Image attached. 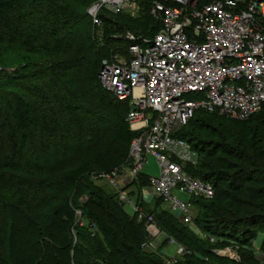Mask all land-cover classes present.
<instances>
[{
	"label": "trees",
	"instance_id": "trees-1",
	"mask_svg": "<svg viewBox=\"0 0 264 264\" xmlns=\"http://www.w3.org/2000/svg\"><path fill=\"white\" fill-rule=\"evenodd\" d=\"M94 1L0 0V67L12 53L17 61L21 54L43 57L20 61L12 72L0 70V264H168L160 249L142 247L153 239L144 219L128 215L117 193L93 178L130 168L134 136L126 120L128 100L113 96L98 80L101 61L127 57L129 45L140 42L128 34L151 37L160 23L149 13L152 0H143L135 16L101 11L97 27L87 12ZM81 11L86 29L75 43ZM79 70L96 89V109L77 83ZM107 117L110 135L104 130ZM109 136L122 150L112 153ZM174 136L198 154L186 170L214 188L211 198L190 197L192 223L174 217L158 197L152 206L143 204L135 193L149 186L143 172L128 187L167 240L185 247L175 264H264L255 256L264 255V103L242 120L197 110ZM72 151L73 167L42 174L44 158ZM55 193L59 203L43 224L37 212ZM53 226L63 235L61 244L50 240ZM258 233L263 240L256 249ZM26 244L37 252L21 263L17 255ZM226 246L234 247L238 260L216 252Z\"/></svg>",
	"mask_w": 264,
	"mask_h": 264
},
{
	"label": "built area",
	"instance_id": "built-area-1",
	"mask_svg": "<svg viewBox=\"0 0 264 264\" xmlns=\"http://www.w3.org/2000/svg\"><path fill=\"white\" fill-rule=\"evenodd\" d=\"M143 0H96L87 9L93 24L101 26V11L135 16ZM149 13L160 23L151 37L129 39L128 56L101 61L97 74L102 87L120 100H128L126 120L134 133L129 156L132 165L120 171L93 174L144 219L151 236L159 230L150 215L129 195L128 183L144 169L149 155L158 164L149 188L163 207L191 224L194 210L173 191L190 197L211 198L213 185L193 176L197 152L174 136L197 110L234 119H247L264 103V0H152ZM174 242V239H170ZM167 259L175 264L185 253ZM143 248L156 249L153 241ZM221 250H216L218 254ZM234 253V252H233ZM234 259L238 258L236 252Z\"/></svg>",
	"mask_w": 264,
	"mask_h": 264
},
{
	"label": "rangeland",
	"instance_id": "rangeland-1",
	"mask_svg": "<svg viewBox=\"0 0 264 264\" xmlns=\"http://www.w3.org/2000/svg\"><path fill=\"white\" fill-rule=\"evenodd\" d=\"M83 15H84V11H81V13L79 15V23L75 29L76 30V32H75V34H76L75 35V43H77V41L81 42V40H83L82 33L84 31L85 26H83L82 24L85 23V19H86V15L85 16H83ZM21 57L22 58L19 61H17L16 56L14 55V53H12L11 55H9V60H7L3 65H1L2 68L0 67V70L5 68L6 71L12 72L13 68L16 67L17 64H20V61L28 62V61H36V60L39 61V60L43 59V57L40 55L31 56V55L21 54ZM80 73H81L80 70L78 72H75V77H77L76 78L77 83L79 84V86L82 89H85V91L87 92V93L85 92V95H86V99H87L88 103L90 105H92L93 107H95V109H96V107L100 106V104L96 102V98H95V94H96L95 90L96 89L93 88V86H91L86 79L82 78V75L80 76ZM107 120L108 121L104 124L105 125L104 130H105L106 135H108V134L110 135L111 126H112V123H111L112 118L107 117ZM203 132L204 131H202V133ZM107 139H108L107 146L110 147L113 154H115L116 151L118 152V151L122 150V147H123L122 143H117L116 141H114L112 136L107 137ZM105 141H106V139H105ZM75 154H76V151H72L70 153L66 152V153H64L60 156H57L56 158H53L51 160H47L44 158L43 159L44 170H43L42 174L46 170V174L50 173L52 176H54V173H58L61 169L73 167L76 164V159H75L76 155ZM94 167L92 169L96 170L97 169L96 165ZM142 172L144 174L150 176V177H157L158 176L159 168H158V164H157V162L153 156L149 155L147 157V162L145 163L144 169ZM98 182L100 184L104 183L102 181H98ZM104 187H106V186H104ZM131 187L132 186H130L129 188L131 189ZM135 193H138V198L143 202V204L145 206L148 204V202L150 203V206H152L153 203H156L158 201V200H156L157 197H155L152 194V192L150 191L149 186L143 187L140 191H138L136 189ZM173 193L177 195L179 200H182L184 202H188L190 200V196L188 194L178 192V191H173ZM54 196L55 197L53 199H51L52 201H50L47 206H45L43 209H41L37 212V213H39V215L41 214V216H42L41 220L44 222L43 224H46V223L49 224V222L52 219V213L51 212L54 209V207L59 203V201L55 200L56 198L58 199L59 194L55 193ZM84 198L85 197H83L82 199H84ZM123 208H124L125 212L130 216H134L136 214L134 206L128 202H124ZM25 217L28 218L30 216H25ZM174 217H176L178 220H181L180 215L178 213H176ZM32 218H35V217H32ZM36 218H38V217H36ZM22 223L23 222L19 223V225H21V227L24 226ZM21 227H19L18 230L21 229V232L24 233V231H22L23 229ZM27 228L30 229L29 226ZM197 232H199V231H197ZM51 233H52V236L50 237V240L55 242L56 244H61V239H62L63 235L57 231V228H55L53 226V228L50 230V234ZM160 234H164V232H161ZM17 238H19V237L17 236ZM26 240H27V238H26ZM262 240H263L262 233H258L257 237L255 238L254 243H253V245L256 249L260 247ZM23 249H24V252L17 255V259L20 260L21 263H24L23 261H28V258H29L31 253L34 254L37 252L36 249L31 251L32 249H30L28 247V245L24 246ZM160 249L162 250L161 254H163L165 256V258L172 259V258L178 256L179 245L175 241L174 242L169 241L168 243L164 244L163 247H160ZM233 252L235 253V250H234V247H232V246H226L225 248H222L221 251H219V253L223 256H226V257L233 259V260H238L239 257L234 259V256H233L234 253ZM255 256L260 261L264 258V255H262L260 252L259 253L256 252ZM261 263H263V262L261 261ZM229 264H233V263H229Z\"/></svg>",
	"mask_w": 264,
	"mask_h": 264
},
{
	"label": "crops",
	"instance_id": "crops-1",
	"mask_svg": "<svg viewBox=\"0 0 264 264\" xmlns=\"http://www.w3.org/2000/svg\"><path fill=\"white\" fill-rule=\"evenodd\" d=\"M162 231L159 230V234L157 236H153V243L155 244V246L157 247V249H160L159 247H163L164 244L168 243L169 240H167V235L165 234H160ZM160 252H162V250L160 249Z\"/></svg>",
	"mask_w": 264,
	"mask_h": 264
}]
</instances>
